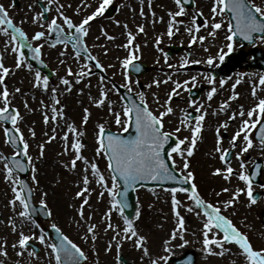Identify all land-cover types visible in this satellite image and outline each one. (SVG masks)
<instances>
[{
    "label": "snow or ice",
    "instance_id": "snow-or-ice-1",
    "mask_svg": "<svg viewBox=\"0 0 264 264\" xmlns=\"http://www.w3.org/2000/svg\"><path fill=\"white\" fill-rule=\"evenodd\" d=\"M14 2L15 0H13V4ZM56 2L57 0H47L43 11L33 16L31 23L38 25L40 28H44L46 24L47 30L36 31L31 38L22 27L24 22L20 21L21 26H17L9 10L5 8L3 3H0V33L8 37L5 46L6 51L10 48V51L15 54V64L13 66H6L5 52H0V87H2V92H0V104H2L0 106V121L11 122L13 127L5 129L6 140L15 146V151L11 155L0 153V161H4L5 180L12 186L14 194L9 201L14 215L7 223L10 225L12 233L18 236L16 242L11 245L13 250H19L17 255L23 257L26 251L31 248L32 251L28 255L35 256L37 249L34 247V242L39 241L44 248L48 249L46 256L47 264H80L81 261L88 264L89 257L85 249L66 235L57 223L53 222L51 224V228L55 229L58 234L57 237L54 240L48 237L45 229L37 222L36 216L38 213H43L49 218L54 215L52 207L49 206V194L47 191L41 192L39 207H37L33 203L36 189L31 186L29 181L20 177V173L29 172L30 170L31 182L37 186L40 185V180L38 179L40 169L37 167V164L45 158L46 145L57 139V127L59 125L56 122L66 117L65 108L67 105L61 104V99L59 98L60 89L56 87L51 88L53 94V103L50 106L51 116L48 111L43 113L44 123L47 125L52 122L55 126L52 127L51 134L44 133L46 140L37 144L36 147L39 151L33 157L30 154L31 145L29 140L25 138L23 131L18 126L24 120V115L21 114L18 107L12 105L10 99L14 94L21 93V88L14 87L10 92L8 85L5 83V78L14 71L26 68L29 72H34L32 87L34 89H42L44 92L49 91V76L42 75L39 69H34L25 50L31 51L33 60L44 64L45 61L41 59V55L45 44L48 43L46 37L50 33L57 34L56 44L63 45L65 49L59 53L60 57L68 56L67 49L69 44L75 50L72 59L79 66V71L74 73L71 66L67 67L68 75L60 79L65 93H70L74 87V80L68 77L74 76L75 84H78L84 81L86 77L93 75L92 62L104 72L108 71L101 60L96 55H93L86 38L90 34V22L94 18L103 17L108 6L113 3V0H100L99 6L91 14L83 16L79 22H74L71 16L65 14L64 4H59L57 15L49 19L46 14L51 11L50 5ZM174 3L178 10H169L168 12L169 22L166 35L169 38L179 33L180 26L185 24L184 19L177 18H186L188 16L185 4L189 3V0H174ZM29 7L31 8L32 6L30 5ZM75 11L79 14L81 9L77 8ZM141 14L143 15V11H141ZM211 14V23L207 19L203 23H198V17L204 15L203 11L194 12L191 15V20L185 26V31L190 36V45H195L198 42L203 43L207 39L206 36L199 34L202 28L210 29L208 36L213 38L217 36L220 30L226 29L224 37L226 41L225 46L219 49L218 56H209L206 61H203L204 63L214 66L217 59L223 63L225 57L233 52L237 37L252 43H255L259 39L260 42L264 43V0H260L259 3L257 0H213ZM152 15L155 17V12ZM160 19L162 21L163 17ZM115 22L118 25L121 23L119 20ZM124 27L127 29V24ZM66 29L68 30L66 31ZM137 32L144 33V26L138 25ZM101 35L109 41L116 39L115 36L109 35L104 28H101ZM126 36L127 42L121 46L128 52V55L121 60V67L124 70L125 76L123 88L127 89L129 94H133L134 85H139L141 82L139 79L133 81L128 69L132 67L136 72H140V64L134 63L140 59V45L134 44L136 34L132 31H127ZM42 39L44 43L34 45V41H41ZM96 39L99 40L100 37L98 36ZM162 39L163 36L157 38V48H159ZM53 47H55V44ZM225 47L227 51H225ZM159 50L163 53L165 61H167L168 53L164 52L162 48H159ZM104 53L105 55L107 54L106 46H104ZM84 55L87 56L88 63L81 65L80 61ZM189 56H191V53H189ZM60 63L65 64V60L61 58ZM189 63L200 64L202 61L198 59H186L181 68ZM172 67L169 64V68ZM201 75L203 74L197 73V75H193L182 82L179 80L173 81L171 75L167 76L164 80L153 79L152 83L147 85V88L151 89L155 86L159 89L162 83L167 84L169 81H173L174 83V87L166 94L167 99L163 103L158 93H152V101L158 106L157 110H153L150 106L148 94L140 90L138 93H135L138 96L139 102L137 99L126 97L123 100L121 111H115V101H109V90L105 86L101 90L99 97L93 99V103L97 107H104L106 103L108 104L109 112L115 115V124L118 126V130L111 131L106 129L103 123L98 125V134L95 137L97 146L94 148L95 158L93 159L84 154V150L88 147L83 139L85 132L78 129L74 121L71 124L66 123L67 130L62 137L63 153H74V155L63 166L69 171H76L78 162L81 165L79 169L80 179L77 181L78 190L75 193V198L81 200L77 208V215L83 223L81 224L80 221H76V223L79 227L86 229L83 234V240L85 242L92 241L91 247H96L94 242L99 239V228L96 223H88L92 217H86L85 206L92 207L90 199L92 193L95 191L92 184L95 183L102 189L98 193V197L103 200L105 193L109 197V206L104 213V231L111 230L113 235L106 241L105 250L111 252L115 247L118 250L117 259H120L119 250L123 244L126 241L132 242L136 249L142 251L143 256L141 259L147 256L150 264H166L169 259L168 256L153 258L150 255V248L148 247L150 237L142 234V229L138 223L142 216L141 210L136 208L132 217L125 213L126 209L133 208V204L129 201V191L131 189L147 187L146 184L142 183L145 181H173L178 186L166 189V191L171 194V204L174 215L177 218V223L171 230L169 238L163 241L166 252H171V245L177 240L181 241L178 245L181 248L189 244V240L186 239L187 228L185 227V217L180 211L181 208H184L188 212L195 214L202 221L201 234L205 252L224 255L225 252L231 251L225 245L234 244L243 256L245 264H264V247H257L248 232L243 231L234 222L231 218L234 213L226 214L229 209L234 208L240 201L242 194L248 198V207L256 204L264 196V193H257L254 188L256 177L264 176V168L256 164L255 170L250 171L243 160L244 154L254 147V130L258 132V146L264 149V97L257 95V88L254 86L252 95L258 99V103L249 109H245L244 105H240L238 111H232L228 118L215 128V151L219 154L220 160L224 163L225 167L223 169L215 168L212 175H221L225 180H231L233 174H235L239 181L245 184V187H236L235 189L223 187L216 195L219 197L224 193H230V198L217 200L213 203L206 200L201 194L196 174L190 167V158L194 155L197 142L203 141L205 120L209 115L208 109L203 103L192 99L189 101V105L194 106L195 111L199 114L191 116L186 109H181L180 111L184 114L185 119L180 120V126L176 127L174 131L165 130L166 118L170 114H175V108L172 105L173 97L180 95L178 90L187 89L189 83L195 87L198 76ZM204 78L212 85L210 91L207 93V99L211 101L218 92L216 78L214 74H209ZM104 79V76L100 77L101 82ZM226 83V78H222L219 81L221 88ZM240 83L241 79H237L235 84L232 85L233 90ZM259 85L264 86V75H260ZM88 87H91L90 82L88 83ZM112 90L117 93L120 92V88L116 84H112ZM79 91L83 93L84 89L81 88ZM189 92L191 93V90ZM238 96L239 93L233 91V94L224 101L221 110L227 111L231 107L229 102L235 101ZM41 104L42 107L49 108V105L44 104L43 101ZM24 108L34 111L30 109L27 100L24 101ZM84 113L82 122L86 125L91 112L88 108H84ZM121 114L124 117L123 121L121 120ZM237 117L240 118V124L231 137L230 147L224 148V138L220 135L221 129L227 130L230 123L236 121ZM129 128L135 129V135L122 134V132L127 133ZM182 128L189 130L191 136H185L183 139H180L176 134ZM29 132L32 138L37 136L34 128H30ZM69 134L72 135L71 141ZM174 136V146H171V151H167L165 146L169 145V141ZM241 139L243 140L242 145L239 144ZM237 147H240L239 152L234 151ZM233 156L241 161L238 170L232 166L231 158ZM20 157L26 158V161ZM100 157H104L107 161L108 177L105 176L96 162ZM176 157L182 160V166L171 167L170 165H177ZM109 180L111 181L110 184ZM259 188L264 189V183L259 184ZM152 191L155 192V189L153 188ZM177 193L185 194L191 203L185 204L177 198ZM72 206L76 207L75 204ZM151 207L152 205H149V208ZM113 213H117L123 218V227L113 222ZM25 225L29 227L28 232L23 230ZM32 226H35L39 230V235H37L36 231L31 230ZM215 248L219 249L218 253L214 252ZM0 255L4 257L8 256V241L6 239H0ZM98 256L99 253L97 252V258L94 259L92 264H101ZM187 262L191 264V256L187 257ZM0 264H3V261H0Z\"/></svg>",
    "mask_w": 264,
    "mask_h": 264
},
{
    "label": "rangeland",
    "instance_id": "rangeland-1",
    "mask_svg": "<svg viewBox=\"0 0 264 264\" xmlns=\"http://www.w3.org/2000/svg\"><path fill=\"white\" fill-rule=\"evenodd\" d=\"M21 2V7H16L13 4V0H1L14 17V21L17 25H20V21H23L22 27L27 31L29 36H31L36 31L46 30L47 26L45 24L44 28H40L38 25L31 23L33 16L38 13L39 7L37 6L38 0H19ZM47 3V0H40ZM98 2L100 0H57L53 3L52 11L50 15H57V8L59 4L65 5V14L74 18L75 22H79L83 16L91 14L97 8ZM196 7L194 9L186 8L188 16L178 17L177 19H184L185 24L180 26V32L169 38L166 35L168 22H169V10L177 11V7L174 0H113L114 4L120 6L119 13L115 18L109 19L107 17H97L91 23L90 34L86 38V41L91 48V50L99 56L101 62L105 67L110 68V72L107 74L111 76L118 83L124 85L125 76L124 70L121 67V60L128 55L126 49L121 47L127 42V36L125 33L128 31L124 27L127 24L130 31L136 34L137 42L134 44L140 45V59L146 62L152 67V70L146 74L140 76L133 75L129 72L132 80H140L139 85H134V93H138L140 90L145 91L148 94V100L150 106L153 110H157V105L152 101V93H158L161 98V102L167 99V93L170 92L172 87H174L173 81L179 80L184 81L189 79L197 73H202L203 75L198 76L197 83L195 87L189 83L188 88H202L201 95L198 98H194L199 103H203L208 109L209 115L205 120V127L203 130V141L197 142V148L194 155L190 158V167L196 174V180L200 191H205L204 198L208 201L215 203L217 200L229 199L231 194L224 193L221 196H217L216 193L220 191L223 187H228L235 189L236 187H245V184L239 181L238 177L233 174L231 180H225L221 175H212L215 168H224L220 162L219 154L215 151L216 148V132L215 128L225 121L232 111H238L240 105H244L245 109L251 108L254 104L258 103V99L253 97L252 90L255 86L257 88V95L259 97H264V86L259 85L260 75H264V72L255 68H243L237 69L232 73L227 79V83L221 88L219 81L221 78H216V87L218 88L217 94L212 98L211 101L207 99V93L210 91L212 85H210L204 77L209 75L210 68H216L221 62L217 59L215 65H208L203 61H206L209 56H218L219 49L224 47L226 41L224 39L226 34V29H222L218 32L215 38L208 36V31L210 29H201L200 35H204L207 39L203 43H197L195 45H190V36L185 31V26L191 20V15L197 11H203V20L198 23H203L205 19L212 22L211 20V8L213 6V0H195ZM259 3L260 0H257ZM32 6L31 8L29 6ZM70 5V7H69ZM80 8L79 14L76 13V9ZM143 11V15L141 14ZM155 12V17L152 13ZM161 17L163 20L161 21ZM219 19V17H217ZM119 20L121 23L118 25L115 21ZM155 21V22H153ZM143 25L145 28L144 33L137 32V26ZM101 28L107 30L109 35L116 37L114 41H109L103 35H101ZM100 37L99 40L96 37ZM163 36L160 42L159 48H162L164 52L168 53L167 61H165L163 53L160 52L159 48L156 46V40L158 37ZM7 39L5 35L0 33V52H5V63L6 66H13L15 64V54L10 51V48L6 51L5 46L7 44ZM181 46L180 51L176 49H170V46ZM104 46L107 48V54L104 53ZM256 47L264 49V43L260 42L259 39L255 43L242 46L241 42L236 41L234 45V52L237 50L248 51L250 48ZM64 51L63 46L56 47V54ZM68 56L57 58L52 64V70L55 72L54 76L49 79V91L44 92L42 89L32 87L34 82V72H29L26 68L14 71L8 77L5 78V83L8 85L10 92L14 87H20L21 93H16L10 97L12 105L18 107L21 114L24 115V120L21 121L18 126L24 133L25 138L29 140L31 145L30 154L35 157L38 154L37 144L42 143L46 140L44 133L51 134L52 127L55 126L54 123L49 124L44 123L43 113L48 111L51 116L50 106L53 103V94L51 88L56 87L60 89L59 98L61 99L62 105H67L65 108L66 117L62 120H58L57 139L48 143L45 149V158L38 162L37 167L40 169L38 179L40 180V185L37 186L31 182V172L29 174V182L32 187L36 189L35 199L37 202L41 199V192H48L49 206L52 207L54 215L47 220L50 223H59L60 227L64 231L76 240L89 254L92 262L97 258V252L99 253V260L101 264H150L149 258L145 256L143 259V253L141 250L136 249L132 242H125L122 248L119 250V255H122L120 259H117L118 250L114 247L111 252H107L106 241L109 240L113 232L111 230L105 232V220L104 213L109 206V197L105 193V197L101 200L98 197V193L102 189L96 185L92 184L95 191L92 193L90 204L91 208L85 206V214L91 216L92 218L88 223H96L99 228L98 236L99 239L94 242L96 247L93 248L91 245L92 241L85 242L83 240V234L85 228L79 227L76 221H80V217L77 215V208L81 203V200L75 198V193L78 190L77 181L80 179L79 169L81 167L78 162V168L76 171H69L63 165L68 162L74 153H63V134L67 130L66 123L71 124L73 121L78 126V129L85 132L84 142L88 145L87 149L84 150V154L90 159L95 158L94 148L96 145V135L98 134V125L100 123L105 124V128L118 130V126L115 124V115L109 112L108 104L106 103L104 107H97L93 103L94 98H98L101 90L106 86L109 90V101H115L114 110L121 111L123 100L121 96L112 90V87L104 80L101 82L98 74L93 72V75L86 77L84 81L75 84L74 76L68 77L74 80V87L70 93H65L63 91L64 86L60 83L62 77L67 76V67L71 66L73 72L79 71V66L73 61V53L68 50ZM225 51L227 48L225 47ZM171 52V53H170ZM191 53V56H189ZM65 60V64L60 63V59ZM186 59H198L201 60L200 64L189 63L185 67L181 68V65ZM86 60L83 58L80 64H86ZM169 64L173 67L169 68ZM36 69V68H34ZM44 75L43 73H41ZM171 75L173 81H169L167 84H161L159 89L153 86L151 89L147 88V85L152 83L153 79L164 80L167 76ZM237 79H241V83L236 85L233 90L232 85L235 84ZM91 83V87H88V83ZM83 88L84 92L80 93L79 89ZM187 88V89H188ZM187 89L178 90L180 95L173 97L172 105L175 108V114H170L166 118V129L169 131H174L176 127L180 126L181 109L192 110L195 115H198L195 111L194 106L189 105V101L192 100L188 97ZM233 91L238 92L239 96L235 101H230L231 107L227 111H222L221 106L224 101L228 99ZM0 92H2V87H0ZM35 97V98H33ZM27 100L30 109L34 111H29L24 108V101ZM49 105V108L42 107L41 102ZM2 106V104H0ZM84 108H88L91 115L88 119V123L83 124L84 118ZM124 117L121 114V120ZM240 124V118L237 117L236 121L230 123L227 130L221 129L220 135L223 136V147H230V140L232 135H234ZM30 128H34L37 132V136L32 138L29 132ZM122 130V129H121ZM182 139L185 136L190 137L191 132L189 130H182L177 133ZM69 139L71 141L72 135L69 134ZM254 139V138H253ZM239 144H243V140L239 141ZM183 147V146H182ZM235 152L240 151V147L234 149ZM14 149L6 141L5 133L3 130V125L0 123V153L4 155H11ZM249 160L248 169L251 163L257 159L264 160V149L258 146V142L254 141V147L247 153ZM177 165L176 167L182 166V160L176 157ZM101 170L104 172L105 176H109L107 170V161L104 157H100L96 160ZM232 163L234 169H239L240 162L236 158ZM111 181L109 180V184ZM264 183V176H261L260 184ZM260 193H264V189L259 188V184L254 186ZM153 188H141L138 191V201L140 205V210L142 213L141 220L138 222L140 228L142 229V234H146L150 237V242L148 247L150 248V255L153 258L160 256L179 257L188 251L195 250L197 252V263L198 264H245L243 256L239 253L238 248L233 245H225L226 248H230V252H225L224 255L210 254L204 251V246L202 244V221L195 214L188 212L186 209L181 208V214L185 217V227L187 228L186 239L189 240V244L185 245L183 248L178 245L181 241L177 240L171 245V252H166L164 250L163 241L169 238L171 230L176 226L177 218L174 215L173 207L171 204V194L163 189L154 188L155 192L152 191ZM202 189V190H201ZM12 186L5 180V170L4 161H0V239H6L8 241V256L6 258L7 264H25L23 260H19L17 257V251L9 247L16 242L18 236L11 231L10 225H8V220L14 215V212L9 204V201L13 197ZM177 198L183 201L185 204L191 203L187 199V196L183 193H177ZM75 204V208L72 206ZM149 205H152L149 208ZM248 198L245 195H241L240 201L235 205L234 208L228 210L226 214H232L231 218L234 222L241 227L243 231L248 232L254 244L257 247H264V224L262 222V212L264 211V196H262L259 201L248 207ZM42 220V219H41ZM113 222L120 224L123 227V218L117 213H113ZM82 224L83 221H80ZM24 231L28 232L29 227L25 225ZM32 231L33 228L31 229ZM215 253L219 252L218 248L214 249ZM48 253V251H47ZM43 252V260L46 264V259ZM4 257L0 255V258ZM123 258V259H122ZM127 259V260H126ZM28 261V260H27ZM35 260H32L34 262Z\"/></svg>",
    "mask_w": 264,
    "mask_h": 264
},
{
    "label": "water",
    "instance_id": "water-1",
    "mask_svg": "<svg viewBox=\"0 0 264 264\" xmlns=\"http://www.w3.org/2000/svg\"><path fill=\"white\" fill-rule=\"evenodd\" d=\"M186 4H190V5L193 6L192 0H189V3H186ZM236 39L242 40L245 44L252 43V42L244 41L240 37H237ZM244 57H245V54H243V55L230 54L228 56V62L226 64H223V66L221 68H219L217 70H214V75H219L220 74L222 76H227L229 73H231L235 69V67L241 65V61L244 59ZM254 58H255V61H254L253 64L256 67L264 69V53H260V52L255 51ZM132 70L135 71L134 68H132ZM136 73H138V72H136ZM122 95H123L124 98L127 97L129 99H137L136 95L129 94L128 92H126L124 90H122ZM2 122L5 123V129L13 127L11 125L10 121H2ZM122 134H124V135H135V129L134 128H129V131L127 133H122ZM174 141H175V136L169 141V145L165 146L167 151H171V146H174ZM20 158L26 160V158H24V157H20ZM166 158H168V157H166ZM170 166L174 167V165H170ZM27 173L28 172H23V175L21 176V178L25 179ZM142 183L146 184L149 187H161L162 186V187H165V188H168V189L171 188V187H174V186H178L177 183L173 182V181H161V182L145 181V182H142ZM185 186H187V185H185ZM121 187H123V186H121ZM135 192H136V189H131L129 191V201L133 204V208L126 209V215H128L130 217H132L134 215V212H135L136 208H138V205L136 203V193ZM49 233L52 236L53 240L58 235L56 231H51V232L49 231ZM175 264H188V262H187L186 257H185L182 260H176ZM191 264H193V259H192Z\"/></svg>",
    "mask_w": 264,
    "mask_h": 264
},
{
    "label": "flooded vegetation",
    "instance_id": "flooded-vegetation-1",
    "mask_svg": "<svg viewBox=\"0 0 264 264\" xmlns=\"http://www.w3.org/2000/svg\"><path fill=\"white\" fill-rule=\"evenodd\" d=\"M18 7H20V5H18ZM50 19V18H49ZM47 30V29H46ZM68 29H66L67 31ZM56 33H50L46 39L48 41V43L45 44L44 46V49L42 51V58L46 61V63H48L49 65L53 64L54 61L58 58L57 55H54L55 53V47H53V44L52 42H55L56 41ZM41 43H44V40L42 39L41 40ZM93 55H96L98 58L99 56L97 55V53L95 52ZM108 69V71L110 72V68L109 67H106ZM110 83V81H108ZM38 244H37V252H36V255L35 256H30L28 255V253H30L32 251L31 248H29L25 255L23 257L17 255L18 259L21 261L23 260L25 264H45L44 260H43V250H44V246L41 245L39 243V241H37ZM36 242V243H37ZM17 252L19 251L18 249L16 250ZM46 256L45 255V259H46ZM28 260V261H27ZM32 260H35L34 262L31 263ZM0 261H3V264H7L6 263V258L5 257H2L0 258ZM20 264V263H19ZM46 264H47V260H46ZM88 264H92V261L90 260Z\"/></svg>",
    "mask_w": 264,
    "mask_h": 264
}]
</instances>
